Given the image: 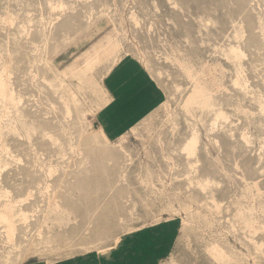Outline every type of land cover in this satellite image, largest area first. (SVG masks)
Here are the masks:
<instances>
[{
    "label": "rangeland",
    "instance_id": "1",
    "mask_svg": "<svg viewBox=\"0 0 264 264\" xmlns=\"http://www.w3.org/2000/svg\"><path fill=\"white\" fill-rule=\"evenodd\" d=\"M0 80V264H264V0H0Z\"/></svg>",
    "mask_w": 264,
    "mask_h": 264
},
{
    "label": "crops",
    "instance_id": "2",
    "mask_svg": "<svg viewBox=\"0 0 264 264\" xmlns=\"http://www.w3.org/2000/svg\"><path fill=\"white\" fill-rule=\"evenodd\" d=\"M111 102L99 119L111 137L122 134L159 102L160 93L149 76L132 61H123L107 79Z\"/></svg>",
    "mask_w": 264,
    "mask_h": 264
},
{
    "label": "bare ground",
    "instance_id": "3",
    "mask_svg": "<svg viewBox=\"0 0 264 264\" xmlns=\"http://www.w3.org/2000/svg\"><path fill=\"white\" fill-rule=\"evenodd\" d=\"M4 85H3V82L0 80V94H2L3 93V91H4ZM6 89V88H5ZM196 93L198 94L197 96H205L204 95V92H203V90L202 89H199V90H197L196 91ZM3 95V94H2ZM5 96V95H4ZM197 142H198V139H197V137L196 136H194L192 139H190L189 141H188V143L186 144V146H185V150H187L188 151V153L189 152H191V153H194V151H195V149H196V146H197ZM190 154V153H189ZM1 217H2V219H4L5 221L6 220H8V223L10 222L9 221V216L7 215V214H3V215H1ZM7 222V221H6Z\"/></svg>",
    "mask_w": 264,
    "mask_h": 264
}]
</instances>
